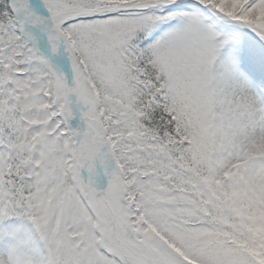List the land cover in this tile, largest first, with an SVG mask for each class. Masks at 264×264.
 Listing matches in <instances>:
<instances>
[{
	"label": "snow or ice",
	"instance_id": "obj_1",
	"mask_svg": "<svg viewBox=\"0 0 264 264\" xmlns=\"http://www.w3.org/2000/svg\"><path fill=\"white\" fill-rule=\"evenodd\" d=\"M0 264H264V0H0Z\"/></svg>",
	"mask_w": 264,
	"mask_h": 264
}]
</instances>
